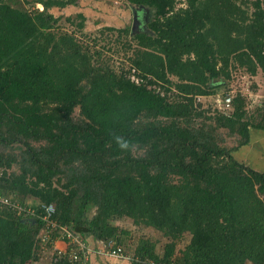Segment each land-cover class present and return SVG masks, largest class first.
I'll return each instance as SVG.
<instances>
[{
	"label": "trees",
	"instance_id": "trees-1",
	"mask_svg": "<svg viewBox=\"0 0 264 264\" xmlns=\"http://www.w3.org/2000/svg\"><path fill=\"white\" fill-rule=\"evenodd\" d=\"M124 1L152 17L149 31L140 11L137 32L119 30L127 71L59 26L51 10L78 0H0V195L36 213L0 206V264H71L54 262L56 231L41 240L49 205L90 243L126 249L115 223L128 219L161 233L162 249L141 238L132 264H264V171L244 160L264 107L249 115L231 91L220 108L201 101L235 69L264 73V0Z\"/></svg>",
	"mask_w": 264,
	"mask_h": 264
},
{
	"label": "rangeland",
	"instance_id": "rangeland-1",
	"mask_svg": "<svg viewBox=\"0 0 264 264\" xmlns=\"http://www.w3.org/2000/svg\"><path fill=\"white\" fill-rule=\"evenodd\" d=\"M13 3H18L21 7L28 10L34 9L33 0H14ZM180 3H182L180 6L186 5L185 0H180L179 4ZM40 8L42 9L41 6ZM137 9L136 6H131L124 0H78V6H70L65 9L54 8L51 10V13L55 18L65 17L60 20L59 26L64 28L65 31L76 33L79 39L84 38L85 43L91 46L92 51H103L105 56L104 59H106L113 68L117 71H127L131 67L129 57L132 56V53L123 51L122 44L124 42L117 44L115 41H117L120 29H133L135 22L134 10ZM80 13H83L86 17L83 30H79L77 27V24L81 22V20L77 18V15ZM70 16L75 20V25L66 21V18ZM146 16L147 18H145L144 15L142 17L143 21L148 20L145 21V26L152 20L149 12L146 13ZM138 19L141 20L139 17ZM110 28L116 29L117 31L111 32L109 30ZM145 31H149L148 27L145 28ZM109 37H111L113 42L109 43ZM233 71V77L229 87L219 89L218 94L214 96L202 98V104L207 108H220L222 105L221 102H223L228 92L231 91L230 94L233 95V97L238 93H243L247 98V110L249 115L253 114L255 116L257 114L256 111L264 107V73L261 69H259L256 76L247 73L243 68ZM74 116L75 119H79V109L75 111ZM226 143L231 147L236 145L237 142L233 138H227ZM256 151L258 152L256 153ZM246 155L244 160H247L249 163L252 162L253 164H251L253 167L255 166L256 169L264 171V137H259V139L247 149ZM28 202L32 203L33 200L30 199ZM93 214L94 212H92V215ZM115 224L131 232V235L126 238V245H124L127 247L125 250L131 253V255L141 238L145 237L151 238L154 241H160L158 246L159 250L162 249L160 246L165 243V239H163L161 233L152 228L135 226L133 221L129 219L118 221ZM119 260L121 262H126L125 264H132L123 259ZM49 261L50 257L48 258L46 254H41V261L35 264H51Z\"/></svg>",
	"mask_w": 264,
	"mask_h": 264
},
{
	"label": "built area",
	"instance_id": "built-area-1",
	"mask_svg": "<svg viewBox=\"0 0 264 264\" xmlns=\"http://www.w3.org/2000/svg\"><path fill=\"white\" fill-rule=\"evenodd\" d=\"M41 6V5H40ZM42 7V6H41ZM132 81L137 84H141V79L137 77L136 70L132 71L130 74ZM226 104L231 103V98L226 99ZM0 206H6L10 209H18L29 217L36 216L33 209L25 208L23 205L14 200V197H4L0 195ZM45 213L42 217L43 222L45 223L44 229L41 233V240L45 244L49 240L51 233L56 231L58 233L56 244L54 245L53 251L57 255L54 259V262H57L61 257L69 258L71 264H90V259L92 254H97L101 256H106L115 259H123L127 262L132 260V255L127 250L121 246L112 247L104 244L103 247L93 249L89 242L86 241L80 233L72 231L68 226L60 224L55 219H52L53 215L56 212L54 205H49L44 207ZM60 243V244H58ZM63 243V246L61 245ZM54 254V255H55ZM141 264H155L153 261H138Z\"/></svg>",
	"mask_w": 264,
	"mask_h": 264
},
{
	"label": "crops",
	"instance_id": "crops-1",
	"mask_svg": "<svg viewBox=\"0 0 264 264\" xmlns=\"http://www.w3.org/2000/svg\"><path fill=\"white\" fill-rule=\"evenodd\" d=\"M89 244L93 249H97L103 247V245L106 243L91 241V243L89 242ZM61 245L63 246V243H61ZM91 256L92 257L90 259V264H121V263L125 264L126 263V262H121L119 259L101 256L97 254H92Z\"/></svg>",
	"mask_w": 264,
	"mask_h": 264
},
{
	"label": "water",
	"instance_id": "water-1",
	"mask_svg": "<svg viewBox=\"0 0 264 264\" xmlns=\"http://www.w3.org/2000/svg\"><path fill=\"white\" fill-rule=\"evenodd\" d=\"M138 11H140L142 14V17L144 15L145 18H147L146 16V13L148 12L147 9H145L144 7H140L138 8L137 10H134V26H133V29H132V32L135 33L139 26H140V20L138 19ZM145 21H148V20H145ZM146 23V22H145ZM148 23V22H147ZM147 26H145L146 28ZM29 222H32V223H36V220L35 219H30Z\"/></svg>",
	"mask_w": 264,
	"mask_h": 264
},
{
	"label": "clouds",
	"instance_id": "clouds-1",
	"mask_svg": "<svg viewBox=\"0 0 264 264\" xmlns=\"http://www.w3.org/2000/svg\"><path fill=\"white\" fill-rule=\"evenodd\" d=\"M116 142L119 145V147L122 148V149H126L129 146V142L124 140L121 137H117L116 138Z\"/></svg>",
	"mask_w": 264,
	"mask_h": 264
}]
</instances>
